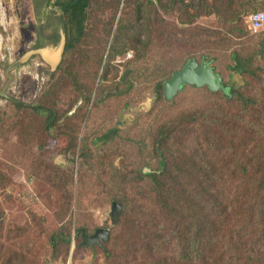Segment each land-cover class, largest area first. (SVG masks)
Masks as SVG:
<instances>
[{
    "label": "trees",
    "instance_id": "1",
    "mask_svg": "<svg viewBox=\"0 0 264 264\" xmlns=\"http://www.w3.org/2000/svg\"><path fill=\"white\" fill-rule=\"evenodd\" d=\"M27 1L37 22L32 50H59L63 37L65 46L56 70L48 72L50 84L31 105L14 103L15 112H3L0 126L9 121L8 129L17 131L18 121L29 117L39 122L41 144H64L60 154L70 170L44 157L35 163L43 178L68 195L69 216L47 234L49 258L40 262L32 242L15 249L2 242L0 207V264H78L79 253L88 250L92 261L84 264H264V31L252 44L243 41L251 32L249 16L264 11V0ZM212 17L218 28L197 25ZM190 59L211 62L224 86L218 69L225 62L230 81L240 75L243 84L234 93L185 85L179 93L204 91L208 106L154 128L143 125L139 136L124 138L116 126L86 129L80 136V128L69 124L77 112L84 121L88 108L92 113L137 85L167 104L165 83ZM63 85L76 94L64 112L57 102ZM122 140L137 149L140 167L119 150ZM145 167L151 172L145 174ZM3 181L0 173L2 186ZM86 189L121 206L102 246H82L80 230L95 231L78 217L73 221L72 201L79 203ZM30 228L16 226L8 233L20 238Z\"/></svg>",
    "mask_w": 264,
    "mask_h": 264
},
{
    "label": "rangeland",
    "instance_id": "2",
    "mask_svg": "<svg viewBox=\"0 0 264 264\" xmlns=\"http://www.w3.org/2000/svg\"><path fill=\"white\" fill-rule=\"evenodd\" d=\"M259 12L264 13V11ZM213 22H215L213 17L201 18L197 25L211 24L209 27L218 28L217 25L212 24ZM36 29L37 22L29 1L0 0V90L7 86V94L26 106L31 105L39 93L50 84L49 70H56L57 63H51L46 58L47 53L58 51L60 53L61 49V46L59 50L49 47L44 50L43 55H32L26 62L19 63L27 53L32 51ZM225 31L226 29L223 30ZM250 31V35L243 37V41L249 40L252 44L257 41L264 27L258 31ZM130 54L132 57V53ZM131 57L128 56V58ZM123 61L124 59H118L117 63ZM209 64L212 66L211 62ZM224 64L225 62H220L221 68L218 70L225 76L227 93H234L243 84L242 77L233 75L230 81L229 73L223 70ZM120 76L124 82L127 73L123 65L120 66ZM60 90L57 97L58 108L64 112L68 110L76 94L72 88L64 87V85ZM208 96L204 91L198 92L193 88H186L167 104L158 103L155 92L144 85H137L129 95L111 98L103 104L101 102L99 108L92 113H89L88 108L84 121L83 112H77L69 124L73 129L80 128V136H83L86 129L95 133L115 126L119 135L124 138L139 136L143 125L154 128L165 119L178 118L179 115L189 113L195 108L208 106L206 100ZM154 106H156L155 110ZM77 107L69 113V116L76 112ZM3 112L12 114L15 112V106L14 102L0 97V117ZM18 122L17 131L8 129L9 121L0 126V135H4L0 139V173L4 175L2 183H6L3 186L0 185V207L5 212L2 242L12 249H15L19 242H32L33 255L43 262L49 258L50 253L47 234L68 219L69 201L68 195H63L61 189L54 187L47 177L43 178L44 175L38 172L35 162L39 157H44L51 164L69 170L70 164L60 154L64 144L54 140L47 143L44 141V144H41L37 120L28 117ZM114 139L115 137L111 141ZM124 140L118 145L119 150L125 155L127 161L140 167L142 160H140L139 152L133 147L131 141ZM121 161L122 158H118L116 166ZM77 165H75L74 173L76 183L80 171ZM143 169L150 170L148 167ZM74 194H77V186L74 188ZM113 203L114 201L104 200L97 193L88 190L79 203L76 197L72 201L73 221L78 217L90 231L105 228L111 233L116 221L111 215ZM33 215L38 219L34 220ZM25 224H29L31 228L22 237L15 238L13 234L8 233L10 229ZM96 251H98L97 246ZM99 255L101 256L100 253ZM78 256V264L92 261V252L89 250L79 253Z\"/></svg>",
    "mask_w": 264,
    "mask_h": 264
},
{
    "label": "water",
    "instance_id": "3",
    "mask_svg": "<svg viewBox=\"0 0 264 264\" xmlns=\"http://www.w3.org/2000/svg\"><path fill=\"white\" fill-rule=\"evenodd\" d=\"M65 46V38H62L61 43V49H60V59L62 52L64 50ZM46 49L41 50H32L29 53H27L20 61L19 63L26 62L32 55L40 54L43 55V52ZM8 81H11V78L8 73ZM185 85L194 86L197 88H201L204 86H207L210 91L217 92L219 90L226 91L224 85H222V79L221 77L216 74L209 66V63L206 61H203L201 65L197 63L196 60L190 59L188 63L183 67V69L173 75L170 81H167L165 83V98L167 100H172ZM0 97L12 101L16 104H19L21 106H26L25 104H22L21 102L13 99L7 94V86L3 88V90H0ZM145 174L150 173V170H144ZM121 210V206L114 202L112 205V218L117 220L118 214ZM82 234V246L85 247H94L102 246V242H107L110 231L105 228H99L97 229L93 234L89 235L87 233V230L82 229L80 230ZM75 246L72 245V250H74ZM71 264V261L70 263Z\"/></svg>",
    "mask_w": 264,
    "mask_h": 264
},
{
    "label": "built area",
    "instance_id": "4",
    "mask_svg": "<svg viewBox=\"0 0 264 264\" xmlns=\"http://www.w3.org/2000/svg\"><path fill=\"white\" fill-rule=\"evenodd\" d=\"M248 24H249V28L252 31H258L263 29L264 27V13L262 12H257L252 14L249 18H248ZM129 57H131V54H128Z\"/></svg>",
    "mask_w": 264,
    "mask_h": 264
},
{
    "label": "bare ground",
    "instance_id": "5",
    "mask_svg": "<svg viewBox=\"0 0 264 264\" xmlns=\"http://www.w3.org/2000/svg\"><path fill=\"white\" fill-rule=\"evenodd\" d=\"M46 58L52 63H57V61L60 58V53L58 52H53V53H47Z\"/></svg>",
    "mask_w": 264,
    "mask_h": 264
},
{
    "label": "flooded vegetation",
    "instance_id": "6",
    "mask_svg": "<svg viewBox=\"0 0 264 264\" xmlns=\"http://www.w3.org/2000/svg\"><path fill=\"white\" fill-rule=\"evenodd\" d=\"M12 67V66H11Z\"/></svg>",
    "mask_w": 264,
    "mask_h": 264
}]
</instances>
